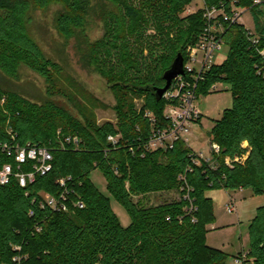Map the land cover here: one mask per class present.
Segmentation results:
<instances>
[{"label": "trees", "instance_id": "obj_1", "mask_svg": "<svg viewBox=\"0 0 264 264\" xmlns=\"http://www.w3.org/2000/svg\"><path fill=\"white\" fill-rule=\"evenodd\" d=\"M50 1L0 0V71L16 77L25 65L43 76L49 88L57 65L29 36L26 23L31 8ZM62 1L69 12L58 15L56 27L68 36L73 27L83 26L82 0ZM108 1L117 11L107 19L106 33L92 51L97 70L112 83L116 123L98 125L53 101L37 103L0 87V141L11 139L10 130L15 143L46 145L52 153L51 170L25 187L14 180L0 184V264H230L231 255L206 243L207 226L214 220L207 192L248 188L264 195V3L237 0L249 8L254 34L243 24H226L227 55L197 83V95L209 93L217 83L228 86L231 94V106L210 129L209 141L219 150L211 151L206 161L182 140L166 150L144 148L151 132L168 122L163 114L166 101L156 99L155 88L164 86L162 75L177 54L184 60L185 48L198 39L202 10L180 17L192 0ZM151 28L158 41L144 54L142 42ZM132 94L144 96L154 122L145 108H132ZM116 134L120 138L112 145L107 137ZM70 135L78 138V146L61 148ZM198 158L199 163H193ZM95 169L102 173L108 193L129 213L128 225L120 223L110 198L90 180ZM181 174L192 188L190 211V201L182 196ZM174 189L180 193L175 201L152 206L132 201L133 195ZM64 190L69 201L81 200L83 207L69 204L64 212L40 205L41 193L58 196ZM247 238L249 260L239 264H264V204L249 221Z\"/></svg>", "mask_w": 264, "mask_h": 264}, {"label": "rangeland", "instance_id": "obj_2", "mask_svg": "<svg viewBox=\"0 0 264 264\" xmlns=\"http://www.w3.org/2000/svg\"><path fill=\"white\" fill-rule=\"evenodd\" d=\"M205 5L211 6L204 0H192L184 7L180 17H185L199 9L202 10ZM116 11V6L108 0H82L80 12L83 17V26L73 27L72 32L65 36L56 27L58 15L69 12L62 0H52L43 8H31L27 14L26 29L43 54L56 63L57 68L52 69L51 72L54 83H51L49 88V82L43 76L21 65L16 77L8 76L0 71V87L17 91L37 103L53 101L75 117L80 119L86 117L98 125L104 122L116 123L117 100L114 89L112 83L97 70L92 51L93 43L102 39L106 33L107 19ZM241 23L254 34L249 8L241 13ZM156 33L152 28L147 30L146 42H142L145 48L144 54L148 46L151 47L157 43ZM195 42L185 48L186 60L187 50L195 51ZM227 51V46L222 44L220 49L215 51L213 60L217 63L222 62ZM130 101L134 110L145 108L143 95L132 94ZM193 103L201 115L197 122H191L188 132H185L187 136V143H185L193 151L209 157L210 129L214 120L221 117L222 111L231 106V94L228 86L217 83V88L205 95L196 93ZM144 111L149 113L151 119H154L152 110L145 108ZM157 149L166 150L165 148L150 150ZM90 180L101 193L110 198L111 208L120 223L123 226L128 225L130 223L129 213L108 193L106 181L100 170H93ZM207 194L212 198L214 216L213 222L207 226V245L231 255L227 259L230 264H239L235 262L236 259L248 261L246 257L247 226L255 215L256 208L264 204V195H255L248 188L213 189ZM179 196V191L174 189L133 195L132 201L143 206H152L178 200ZM230 199L236 206V211L232 213H229L226 208L230 204Z\"/></svg>", "mask_w": 264, "mask_h": 264}, {"label": "built area", "instance_id": "obj_3", "mask_svg": "<svg viewBox=\"0 0 264 264\" xmlns=\"http://www.w3.org/2000/svg\"><path fill=\"white\" fill-rule=\"evenodd\" d=\"M252 2L254 5H258L264 3V0H252ZM226 3L221 2L217 5H205L202 7L204 25L201 34L195 42V51L187 50V60H183V74L176 76L172 80L169 88L162 96L166 101V108L163 114L168 121L167 125L162 129H155L151 132L144 146L147 150L154 148L169 149L177 140L186 142V133L191 122L199 120L201 112L193 103L196 98L197 83L203 78L206 70L215 63L213 60L214 53L224 44L223 32L225 31V25L242 24L241 13L248 9L237 5V0H227ZM246 29L249 34H253L248 28ZM254 39L253 37V41H255ZM261 53L264 54V50ZM216 88L217 84L211 86V90ZM145 115L149 117L151 122H154L149 113H145ZM8 134L11 137L9 141H0V184H8L11 180H14L20 187H25L33 182L37 175L43 176L51 170L52 153L48 146L20 145L13 141L15 135L10 130H8ZM119 138V134L108 135L107 140L112 145H115ZM66 144L76 148L78 146V138L73 135L67 136L61 141L60 147L64 148ZM218 150L219 146L211 143L210 152H217ZM194 152L198 157L206 161L210 158V155L205 157L199 152ZM225 162L229 164L230 160L226 158ZM193 163L198 164L199 158L194 160ZM25 165H28V167L25 168ZM179 180L181 181V190L184 191L182 196L190 201L189 211L193 210L194 205L189 197V192L192 188L187 183L184 174L179 176ZM59 183L64 185L65 180L59 179ZM67 194L65 190L58 196L43 192L41 193L40 205L42 207L47 206L52 211L64 212L70 210L69 204L73 208L83 207L84 204L81 200L69 201ZM226 208L229 213L236 211V206L232 199H230V204ZM14 248L19 249L18 246ZM13 260H16V258H13ZM235 262L241 263L242 261L236 259Z\"/></svg>", "mask_w": 264, "mask_h": 264}, {"label": "water", "instance_id": "obj_4", "mask_svg": "<svg viewBox=\"0 0 264 264\" xmlns=\"http://www.w3.org/2000/svg\"><path fill=\"white\" fill-rule=\"evenodd\" d=\"M180 74H183V57L181 54H177L170 68L166 70L162 75V78L165 81L164 86L155 88V96L157 100H160L162 98L165 91L169 88L172 80ZM208 144L211 149V142L209 141Z\"/></svg>", "mask_w": 264, "mask_h": 264}]
</instances>
